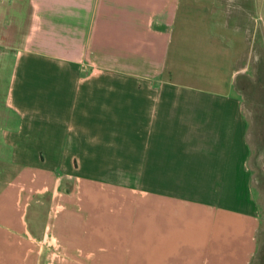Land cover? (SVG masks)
Returning <instances> with one entry per match:
<instances>
[{"label": "crops", "instance_id": "1", "mask_svg": "<svg viewBox=\"0 0 264 264\" xmlns=\"http://www.w3.org/2000/svg\"><path fill=\"white\" fill-rule=\"evenodd\" d=\"M28 3L0 118L55 144L0 185V264H251L264 165L236 78L264 0Z\"/></svg>", "mask_w": 264, "mask_h": 264}, {"label": "rangeland", "instance_id": "2", "mask_svg": "<svg viewBox=\"0 0 264 264\" xmlns=\"http://www.w3.org/2000/svg\"><path fill=\"white\" fill-rule=\"evenodd\" d=\"M30 8L28 0H0V114L5 116L11 110L6 99L8 88L11 86L10 73H21L22 64L26 63L27 39L32 36L33 32L35 33V30L29 28L32 22ZM190 31L191 34L198 32ZM232 36L237 38L238 45L236 49L242 50L244 48L242 45L244 42L241 43V37L244 36L243 32L233 33ZM252 36L254 35L249 36L250 45L242 50V64L247 69L245 73H241L236 78V87L243 100L250 124L248 143L252 151L251 162L252 164L255 162V165L259 164V162L264 165V23L261 20L255 33L256 42L253 45L251 44L254 41ZM32 59V64L40 65L39 70L41 73L43 62L37 57L30 58V60ZM39 70L36 69V71ZM44 128L45 126L38 127L40 130H44ZM36 129L37 126L32 122H25L21 129H11V127L5 126L0 118V185L11 179L14 174V165L22 163L39 164L40 159L44 160L43 158H38V156L33 157L31 156L33 154H30L36 153L41 145L54 146L55 143L53 142L44 141L40 143L36 141L35 136H33V131ZM257 155H259L258 163L255 159ZM45 160L43 164L49 166L51 159L47 158ZM52 160L56 162L57 159ZM255 173L254 176L258 181L256 185L259 189L260 227L258 248L251 264H264V168L261 170L260 167H257ZM108 176L120 181H139V176L134 174ZM147 177V180L153 181V175H147ZM61 181L62 187L70 184L65 179ZM39 206L40 209L37 212L42 217L44 209H47L48 202L44 200Z\"/></svg>", "mask_w": 264, "mask_h": 264}]
</instances>
